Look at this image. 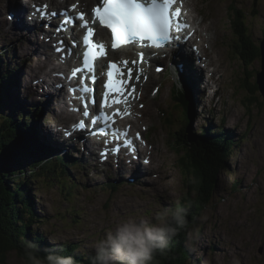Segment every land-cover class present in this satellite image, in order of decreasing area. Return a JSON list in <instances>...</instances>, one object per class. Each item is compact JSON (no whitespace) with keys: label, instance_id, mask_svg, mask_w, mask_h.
<instances>
[{"label":"rangeland","instance_id":"obj_1","mask_svg":"<svg viewBox=\"0 0 264 264\" xmlns=\"http://www.w3.org/2000/svg\"><path fill=\"white\" fill-rule=\"evenodd\" d=\"M6 3L7 0H0V53H4L1 67L7 66L9 69L6 68V72L9 74L17 69L19 74L17 77L14 74L17 87L16 83H11V95L2 106V116L17 114L23 109L21 105L30 112V109H34L35 102L29 99H38L25 88L31 85V75L38 74V69L44 67L38 54L42 46L37 44L36 39L34 41L32 36L26 38L25 34L10 33L9 29L15 30L16 26L7 22V9L2 7ZM24 5L29 7L31 3ZM191 5L201 11V20L203 14L207 13L214 21L215 33L208 36L211 41L214 39V43L207 45L204 41L203 50L208 57L215 54L216 68L214 75H211L207 71L203 73L201 65H196L197 68L187 74L196 81L197 76L203 75L201 84L191 86L194 87L191 96L197 107L189 124L191 133L198 135L202 128L217 130L223 127L226 137L231 139L234 146L225 161L211 201L209 199L207 205L202 207L198 220L196 218L197 221L188 225L183 243L190 251V264H264V99L260 93L250 95L243 87L245 79L241 68L245 70L246 67L233 54L234 51L239 52V41L234 38L230 27V23L234 24L231 20L235 13L243 16L247 28L242 39L249 37V43L259 45L264 31V0H258L255 7L254 0H191ZM30 7L35 8L33 5ZM212 32L213 29L209 34ZM4 49L10 51L5 52ZM49 56L46 57L47 63L52 59ZM162 65H167V71L154 77L152 85L155 88L162 83L160 95L155 99L149 92L150 105L143 102L146 109L143 113L140 111L143 116H134L132 120L141 123V128L144 126L142 129L149 127L148 133L141 132L151 143L150 150H154L151 155L144 154L142 158L149 166L142 167L140 159L134 171L129 167L131 165L121 164L117 173L111 164L110 170L104 167L105 171H101L102 168L97 170L88 166L90 159L83 158L87 150L76 149V153L80 154L74 153V161L78 160L85 170H82L83 167L69 168L71 177L66 186L60 183L63 178H52L50 175H43L44 178L33 186L32 195L40 216L38 220H42L40 226H36L37 232L47 242L75 243L81 252L94 253V243L113 230L119 220L128 217L152 219L161 208H173L185 195V184L193 178L183 174V167L178 169L176 160L179 155L171 144L183 115L178 108H172V93L177 90L180 79L172 73L171 63L164 61ZM252 67L253 74L257 75L261 64L256 62ZM22 75L27 81H23ZM42 100L38 104L45 109L40 111L42 113L37 123L42 132L58 139L46 127L59 120L54 114V99L51 97L50 103H46L47 97ZM47 104H50L48 108ZM140 143L134 148L135 152L146 147L145 141ZM54 157H44L42 160ZM74 161L69 160L68 163L74 164ZM31 164L22 168L30 169ZM17 167H13L15 172L19 171ZM139 169L144 171L142 175L136 171ZM32 177L35 178V175ZM130 179L133 182L129 183ZM35 224L32 228H36ZM163 259L165 256H155L153 264H166L162 263ZM4 264L25 262L12 252Z\"/></svg>","mask_w":264,"mask_h":264},{"label":"trees","instance_id":"obj_2","mask_svg":"<svg viewBox=\"0 0 264 264\" xmlns=\"http://www.w3.org/2000/svg\"><path fill=\"white\" fill-rule=\"evenodd\" d=\"M234 15L235 24L238 27H235L233 33L234 38L239 41V52L234 51L233 54L242 64H245V70L241 68L245 79L243 87L250 95H253L256 93L257 86L256 74L252 72V65L260 62L259 45L249 43V37L242 39L247 28L246 18L238 13ZM3 56L4 53H0V264H4L7 256L12 252L25 264H30L26 257L29 242L38 246L39 256L46 255L48 251H55L60 255L74 256L78 264H89V257L94 253L81 252L75 243L47 242L37 232L42 220H38L40 216L36 212V203L32 195L34 183L44 178L43 175H50L52 178H63L60 183L66 186L71 177L69 168L77 166V162L69 164L68 161L72 160L69 155L42 160L44 157L54 156L56 151L45 144L42 134L38 131V111L34 109H30L31 112L28 111L29 109L26 111L24 105H21L23 109L17 114L2 116V106L11 95L9 87L15 82L14 74L17 72L15 69L9 74L6 72L9 69L7 66L1 67ZM190 90L191 86L178 91L175 98L172 97L177 102L183 103L184 108L183 116L180 117L181 124L171 143L179 155L176 160L178 169L181 170L183 167V174L191 175L193 178L192 181L187 182V185L185 184V189L187 188L185 195L173 207L187 208L188 225L198 220V213L202 207L207 205L209 199L211 201L225 161L234 146L231 139L226 137L223 127L217 130L202 128L198 135L191 133L190 120H187L189 116L191 117L192 111ZM174 108L177 107L174 106ZM28 163H32L30 169L22 168ZM15 166H18L19 171L13 170ZM23 170L24 172H21ZM34 175L35 178L32 177ZM34 223H37L35 227H38L32 228ZM188 225L171 239L168 248L163 253L158 252L155 255L165 256L162 263L190 264V251L183 243Z\"/></svg>","mask_w":264,"mask_h":264},{"label":"clouds","instance_id":"obj_3","mask_svg":"<svg viewBox=\"0 0 264 264\" xmlns=\"http://www.w3.org/2000/svg\"><path fill=\"white\" fill-rule=\"evenodd\" d=\"M188 223L184 206L161 208L152 219L123 218L94 243V255L89 257V264H153L155 255L163 253L171 239ZM37 248L28 243L26 257L30 264H78L74 256L55 251L39 256Z\"/></svg>","mask_w":264,"mask_h":264},{"label":"snow or ice","instance_id":"obj_4","mask_svg":"<svg viewBox=\"0 0 264 264\" xmlns=\"http://www.w3.org/2000/svg\"><path fill=\"white\" fill-rule=\"evenodd\" d=\"M172 2L173 0H148L147 3H141L139 0H104L103 7H97L93 11L100 24L111 29L114 48L117 41L128 42L145 39L152 42L153 46L158 47L161 42L167 43L170 39L171 25L168 11ZM78 19L84 21L83 15H79ZM68 22L65 21V23ZM81 26L87 29L83 37L86 48L84 66L88 71H93L92 61L98 56L105 55L104 48L103 45H96L91 41L92 29L88 27L86 21ZM58 30H63V28L61 27ZM128 74L131 78V69H128ZM114 75L119 77L123 73L117 65L109 64L108 80L105 84V100H107L109 92L116 93L118 97L123 95V86L127 81L114 80ZM93 80H95V77H93ZM82 91L88 92L89 89L84 87ZM113 102L120 103L121 101L117 99ZM84 115L88 116V112L85 111ZM99 118L105 122L109 120V117L103 113L100 114ZM93 123H96V120H93ZM80 127H84V124L81 123Z\"/></svg>","mask_w":264,"mask_h":264},{"label":"bare ground","instance_id":"obj_5","mask_svg":"<svg viewBox=\"0 0 264 264\" xmlns=\"http://www.w3.org/2000/svg\"><path fill=\"white\" fill-rule=\"evenodd\" d=\"M43 1V0H41ZM95 0H47V2H49L51 5H52V8L49 9V10H52V12H59V11H62V12H66L65 8L68 6V5H77V4H80L82 7L86 8L87 10H89L92 6V3L94 2ZM258 1V0H257ZM256 1V2H257ZM31 3L33 6L34 5H37L40 1L38 0H24V2H20V0H7V3L5 5H3L2 7H4L3 9H10L11 12H14L15 13V18H16V24L19 25V27H15V30L10 28L9 31L12 35L15 34H25L24 36L27 38V37H31V36H34V34H37L36 32H33V33H28V29L24 28L21 24H24L25 22V19H24V16L22 15L24 12L23 10H29V11H34L35 8H31L30 6H25L24 4L25 3ZM212 2V1H210ZM21 3V4H20ZM254 3H255V0H254ZM60 8H63V9H60ZM180 6H176L175 10L177 9V12L179 10ZM2 9V8H1ZM0 9V10H1ZM56 9V10H54ZM182 10H183V13L180 14L179 18H178V21L180 19V22L183 24L185 21L188 25H191V27L189 29H184V32L185 33H188V34H192V39H194L195 42H198V39H200V41H202V37H203V34H204V39L203 41L207 42L208 44L207 45H210L212 43H214V39L211 41V37H208L210 35H214L215 33V25H214V21L213 19L206 15L207 13H204L203 14V19L201 20L199 17L202 16L201 14V11L199 13V11H197V9H194V7L191 6V0H188L187 3H185L183 6H182ZM56 20H59V19H63L61 18L60 14H56ZM183 19V21L181 20ZM21 23V24H20ZM75 29H77V26H74ZM213 29V32L212 34H209V31H211ZM24 30V31H23ZM263 35H264V32H263ZM99 37H102L103 39V36L99 35ZM33 38V37H32ZM214 38V36H213ZM36 39V42H37V38ZM262 39V38H261ZM260 39V40H261ZM39 43L38 45H41L42 46V49L43 51H48L49 48L52 49V46L50 45H47L45 41H43L42 38H40L39 40ZM42 43V44H41ZM193 44H191L190 46L192 47ZM206 45V44H205ZM197 48L200 47V48H203V43L201 44V42L199 43H196L195 45ZM210 47V46H209ZM207 48V47H206ZM9 51V50H7ZM193 54L194 51H193ZM206 54V53H205ZM196 55V54H195ZM54 55H50L49 57H53ZM189 62L191 63V68L190 66L188 65L187 62H183L182 63V66L179 67V72H182L184 73L183 75L180 74V77L185 80L187 83H190L191 86L194 85V87L196 85H199L202 83V78H203V75L200 74L201 78H199L200 76H197V81L194 80V79H191L189 76H187L188 73L190 72H193L192 69H196L197 67H195L196 65H201V68H202V71L203 73L204 72H210L211 75H214L215 71H216V68H215V54L212 53L210 57H208V53H207V57H203L201 56L197 58H193L190 57L189 59ZM197 63V64H196ZM159 65H157L158 67ZM42 70H44V67L41 68ZM219 71V70H218ZM32 76V75H31ZM154 77H157V76H154ZM212 77V76H211ZM211 77H208V79H211ZM128 78V77H127ZM213 78V77H212ZM22 79L23 81H27V78H24L23 75H22ZM25 79V80H24ZM30 80L31 77L29 78ZM209 82H211V80H208ZM213 81V80H212ZM31 82V81H30ZM28 83V82H27ZM133 84H138L137 82H135L134 80L132 81ZM148 85H150V81L147 82ZM32 85V84H31ZM31 85L30 86H26L25 90L26 91H30L31 90ZM153 85V84H152ZM22 86V85H21ZM193 87V88H194ZM206 87V85H205ZM23 89V88H21ZM48 93H45L46 97H47V102H49L50 100V90L49 89H46ZM145 93L144 94H141V99H142V102H147L146 104L150 105V98H149V92H150V87H147L143 90ZM187 93V92H186ZM61 94L63 96V92L61 91ZM133 95H134V100H136V92L133 91ZM187 95V94H186ZM24 96H27L26 93H24ZM59 104V108H62L60 106V101L58 102ZM48 105L50 104H47V108H48ZM148 105L146 106L147 110H148ZM192 105H194V103L192 102ZM128 107L130 108H133L132 106L128 105ZM46 108V109H47ZM26 109V108H25ZM129 109V108H128ZM197 107L194 105L193 106V109H192V114H193V110H196ZM27 111V110H26ZM62 112V110H61ZM27 116V115H26ZM60 116V115H59ZM32 117V116H31ZM35 117V116H34ZM60 118H62L60 116ZM38 119H40L38 117ZM193 119V117L189 116L187 118V120H191ZM138 120H142V119H138ZM205 121H208V120H205ZM125 121H123L121 123V126L123 127ZM132 122H128L127 124H125V126H128V131L129 133H133L134 132H139L142 131V128L140 126L141 123H134L132 126H129V124H131ZM144 124V123H143ZM142 125V124H141ZM143 127V126H142ZM50 132H52L53 134L54 131L53 130H49ZM56 135V134H55ZM144 136V135H143ZM61 137H64L63 135H61ZM53 139H55L54 137H52ZM59 140V139H58ZM65 141V140H64ZM151 144V143H150ZM145 145H147V143L145 142ZM153 145V144H152ZM129 146V145H128ZM83 149L85 152H86V148L81 146V145H77L76 149L77 151H80V149ZM146 147H143V149L139 150V151H136L134 150V148L132 149V154L130 155L131 156V159L130 157H127V159H129V161L126 163L127 165H131L129 167L133 168L132 170L134 171V168L137 167V164L136 162H138V160H140L141 158L144 157V154L146 155H151V151L149 149H145ZM152 150V149H151ZM88 151V150H87ZM75 154H80V153H76V150H75ZM82 155V154H81ZM98 154L95 155V158L97 157ZM127 155V154H126ZM71 157H73L72 155H70ZM91 156H93V152H86L85 153V158L88 159L90 158ZM128 156V155H127ZM108 160L104 161L103 163L107 162ZM92 162L95 164L96 161L95 160H92ZM119 167H117V169L115 168L116 170V173L119 171V168L121 169L120 167V164H117ZM149 166V164H147ZM134 166V167H133ZM150 167H151V164H150ZM109 170H110V166L108 167ZM101 171H105V169L101 170ZM139 175H142L144 173L143 170H136ZM131 173V176L133 175L132 174V171L130 172ZM121 177V176H120ZM133 177V176H132ZM140 177V176H139ZM133 181V180H132ZM82 196V195H81Z\"/></svg>","mask_w":264,"mask_h":264},{"label":"water","instance_id":"obj_6","mask_svg":"<svg viewBox=\"0 0 264 264\" xmlns=\"http://www.w3.org/2000/svg\"><path fill=\"white\" fill-rule=\"evenodd\" d=\"M256 1L257 0H255L254 7L256 6V3H257ZM233 16H235V15H233ZM235 21H236V17H233L231 22H234V24H235L236 23ZM234 24L230 23V27L233 29V30H231L232 32H234V30H235ZM231 28H229V29H231ZM259 52H260L261 69L258 72V74L256 75V86H257L256 93H260V95L264 99V35H263L262 39L259 41ZM254 100H256V99H254ZM174 106H176L177 108H180V110L183 111L181 103L177 102L176 99L174 100V102L172 104V108H174Z\"/></svg>","mask_w":264,"mask_h":264}]
</instances>
